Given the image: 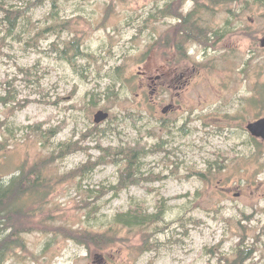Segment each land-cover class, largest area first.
Returning <instances> with one entry per match:
<instances>
[{"label": "rangeland", "instance_id": "374dc122", "mask_svg": "<svg viewBox=\"0 0 264 264\" xmlns=\"http://www.w3.org/2000/svg\"><path fill=\"white\" fill-rule=\"evenodd\" d=\"M34 1L0 0V183L93 131L51 166L61 183L32 221L105 232L132 203L165 211L147 227H120L105 250L27 228L25 250L4 264H238L244 249L246 264H264V140L247 129L264 118V0H200L195 19L216 38L186 44L185 59L172 40L177 18L150 17L172 0H60L55 12L27 9ZM176 1L183 15L198 4ZM100 110L109 118L96 124ZM40 125L59 131L43 146ZM138 144L148 151L141 185L107 193L124 168L112 162L72 174L99 145Z\"/></svg>", "mask_w": 264, "mask_h": 264}, {"label": "trees", "instance_id": "16d2710c", "mask_svg": "<svg viewBox=\"0 0 264 264\" xmlns=\"http://www.w3.org/2000/svg\"><path fill=\"white\" fill-rule=\"evenodd\" d=\"M59 1L60 0H36L31 3L27 9H35L49 4L53 8V12H55L59 9ZM195 1L198 3L197 7L194 12L188 15H183L181 12L183 8L176 0L168 2L159 10L157 16L155 13L150 15V17L161 19L177 18L178 25L172 40L177 52L183 59L188 58V52L185 50V46L189 42H196L205 47H212V41L216 38L210 37L209 31L200 25L198 19H195V15L202 9L200 0ZM228 1L229 0H215L213 5L226 4ZM19 16H21L20 12L16 11L13 13L14 20H17ZM71 43L74 55L68 60L73 63L76 60V56L80 54L81 42L79 38H74ZM164 46L166 47L167 45L164 44ZM26 74L28 75V73ZM40 126H38V128H40L42 146L59 133V131L56 132L51 129L45 130ZM5 127L6 124L0 119V155L8 147L7 140L4 139ZM97 130L98 128H94V131ZM92 132L93 131L90 133H83L82 139L78 141H70L62 144L60 146L61 148L57 149L51 157L41 158L32 165L25 164L15 173L8 183H5V181L0 183V264H4L11 254L25 250L26 245L22 236L27 228H40V226H42V228H45L43 231L46 232V234H52L55 238H64L87 249L95 248L97 250H105L118 243L117 233L120 227H126L128 229L143 228L150 224L158 223L161 220L165 211L164 206H159L155 215H148L145 213L146 208L136 202L130 205L127 212L116 215L112 225L108 231L105 232H96L94 230L66 226L57 228V231L53 229L49 232L50 228L47 225H38V223L32 221L31 215L36 214L38 210H46L49 197L61 183L60 180L49 172L51 166L58 159H63L64 155L84 150L81 145L82 141L88 136L90 137ZM98 148L102 151L101 155L96 158L95 161L90 159L80 168L73 171V175L79 173L81 174V178H85L90 176L100 166L112 162L115 165L123 164L124 168L120 170L117 184L111 185L109 189L106 190L107 193L113 192L119 194L131 186L141 185L144 182L140 164L142 158L148 154L145 147L138 144L128 148H103L102 145H99ZM201 175L203 179L205 175ZM34 205H37L38 209L30 211L29 209ZM143 242L147 244V238H144ZM148 248L149 247L144 246L142 251L148 250ZM244 250L247 252L239 251L238 264H246L253 258V251L248 252V249Z\"/></svg>", "mask_w": 264, "mask_h": 264}, {"label": "water", "instance_id": "95a60500", "mask_svg": "<svg viewBox=\"0 0 264 264\" xmlns=\"http://www.w3.org/2000/svg\"><path fill=\"white\" fill-rule=\"evenodd\" d=\"M263 46H264V39L262 40ZM109 118V113L100 110L95 115V123L100 124L103 121H106ZM248 131L251 133V135L254 138L262 139L264 140V118L259 119L258 121L252 122L247 126Z\"/></svg>", "mask_w": 264, "mask_h": 264}]
</instances>
